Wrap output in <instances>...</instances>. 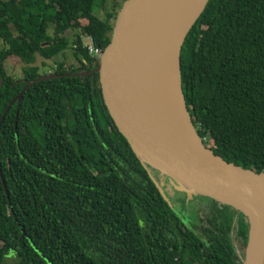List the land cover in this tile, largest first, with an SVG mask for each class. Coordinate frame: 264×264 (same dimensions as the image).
Instances as JSON below:
<instances>
[{"label": "trees", "instance_id": "trees-1", "mask_svg": "<svg viewBox=\"0 0 264 264\" xmlns=\"http://www.w3.org/2000/svg\"><path fill=\"white\" fill-rule=\"evenodd\" d=\"M97 1L106 2L0 0V118L43 76L37 55L50 60L71 46L79 66L56 62V75L97 66L81 37L102 52L126 0H114L103 19L93 15ZM10 57L26 65L20 79L6 74ZM180 61L187 109L206 147L264 172V0H208ZM0 170V264H241L234 238L246 244L244 217L202 198L211 203L202 221H184L117 131L98 74L34 83L0 126Z\"/></svg>", "mask_w": 264, "mask_h": 264}, {"label": "water", "instance_id": "water-1", "mask_svg": "<svg viewBox=\"0 0 264 264\" xmlns=\"http://www.w3.org/2000/svg\"><path fill=\"white\" fill-rule=\"evenodd\" d=\"M207 2L126 0L114 20L109 44L97 57V66L84 73L52 72L27 82L5 108L0 126L10 107L20 103L34 83L98 74L110 118L162 198L171 206L167 188L172 187L187 199L207 198L233 208L248 225L241 264H264V172L227 163L206 147L183 95L182 46ZM0 179L7 195L1 170ZM259 224L263 242L254 255Z\"/></svg>", "mask_w": 264, "mask_h": 264}, {"label": "rangeland", "instance_id": "rangeland-1", "mask_svg": "<svg viewBox=\"0 0 264 264\" xmlns=\"http://www.w3.org/2000/svg\"><path fill=\"white\" fill-rule=\"evenodd\" d=\"M115 2L122 4L123 0H115ZM114 3V0H106L104 5L101 7L100 3L97 1L94 6L93 15L98 17L99 19L104 18L105 12L109 11L110 7ZM48 33L52 35L53 33V26L50 25L48 29ZM79 33V30L75 31H68L66 34V37L68 40H74L76 37V34ZM81 41L83 45L89 44L87 37H81ZM3 48V42L0 40V49ZM61 58V59H59ZM56 62H63L66 67L69 66H76L78 67L79 64L76 62L75 57L72 52V48L69 45V47L63 52V55H57L54 58L50 60H45L41 56L37 55L35 57V62L33 63V66L38 67L39 74H51L52 70L56 66ZM26 67V65L17 59L16 57H10L4 62V68L6 71V74L14 79H20L22 77L23 69ZM168 193L171 195V199H174L175 202H178L181 206V213L183 212L182 216L187 217L189 215L192 216V218H189L190 221L195 223V220L199 217L200 210L201 212H205V207H207V202L203 199H196V197H193L192 199H184L186 196L185 194L178 192L177 190H174L172 187L167 188ZM185 195V196H184ZM187 197V196H186ZM193 212V214L191 213ZM182 217L184 221H188L186 218ZM245 245L242 244L240 241H236L234 238V246L235 251L238 256V261L242 263V258L244 257V251H245ZM4 264V263H3Z\"/></svg>", "mask_w": 264, "mask_h": 264}, {"label": "flooded vegetation", "instance_id": "flooded-vegetation-1", "mask_svg": "<svg viewBox=\"0 0 264 264\" xmlns=\"http://www.w3.org/2000/svg\"><path fill=\"white\" fill-rule=\"evenodd\" d=\"M184 196H185V195H184ZM185 198L187 199L186 196L184 197V199H185ZM196 199H202V198H201V197H196ZM205 201H206V200H205ZM206 202H207V205H208V206L205 207L204 209H205V210H208V209H210V205H211V203L208 202V201H206ZM173 203H174L175 205H177L178 207L181 206L178 202H175L174 199H173ZM179 210H180V212H179L180 214L178 213L179 216H180V217H184V216H182V214H184V213H183V212L181 213V209H179ZM202 210H203V209H202ZM202 210H200V214H201V215H199V217L195 220V223L189 220V218H192L191 215H189V216H187V217H184V218H186V219H187L188 221H190L191 223L199 224V223L202 221L201 219L203 218V216H202V213H203V212H201ZM191 213L193 214V212H191ZM188 221H186V222H188ZM188 223H189V222H188ZM237 258H238V257H237ZM238 262H239V261H238Z\"/></svg>", "mask_w": 264, "mask_h": 264}, {"label": "built area", "instance_id": "built-area-1", "mask_svg": "<svg viewBox=\"0 0 264 264\" xmlns=\"http://www.w3.org/2000/svg\"><path fill=\"white\" fill-rule=\"evenodd\" d=\"M88 41H89V44L83 45V47L86 48L88 54L91 57L97 58L101 53L100 49L95 46L91 38H88Z\"/></svg>", "mask_w": 264, "mask_h": 264}, {"label": "bare ground", "instance_id": "bare-ground-1", "mask_svg": "<svg viewBox=\"0 0 264 264\" xmlns=\"http://www.w3.org/2000/svg\"><path fill=\"white\" fill-rule=\"evenodd\" d=\"M261 236H263V232H262V226L259 224V230H258V233L256 235V242H255V246L253 248V254L254 255H255L259 245L263 242Z\"/></svg>", "mask_w": 264, "mask_h": 264}]
</instances>
